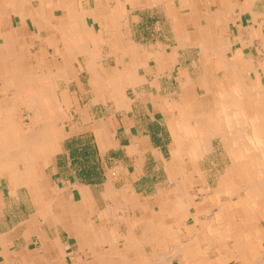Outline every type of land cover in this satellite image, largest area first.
Returning a JSON list of instances; mask_svg holds the SVG:
<instances>
[{
	"label": "crops",
	"instance_id": "crops-1",
	"mask_svg": "<svg viewBox=\"0 0 264 264\" xmlns=\"http://www.w3.org/2000/svg\"><path fill=\"white\" fill-rule=\"evenodd\" d=\"M262 152L264 0H0V264L229 256Z\"/></svg>",
	"mask_w": 264,
	"mask_h": 264
},
{
	"label": "bare ground",
	"instance_id": "bare-ground-1",
	"mask_svg": "<svg viewBox=\"0 0 264 264\" xmlns=\"http://www.w3.org/2000/svg\"><path fill=\"white\" fill-rule=\"evenodd\" d=\"M21 2V1H20ZM118 2V1H117ZM21 15V14H20ZM121 17V16H120ZM43 21V20H42ZM48 22V21H47ZM45 23V22H44ZM72 24V23H71ZM69 34V33H68ZM66 35V34H65ZM71 35V33H70ZM70 37V36H69ZM178 39V38H177ZM180 39V38H179ZM74 40V39H73ZM72 41V39H71ZM180 41V40H179ZM178 41V42H179ZM182 47V46H181ZM73 48V47H72ZM87 50V49H86ZM85 50V51H86ZM133 56V55H132ZM13 68V67H12ZM89 68V67H88ZM87 69V68H86ZM63 74V73H62ZM136 76V75H135ZM99 79V78H98ZM135 79V78H134ZM58 92V91H57ZM261 92V91H260ZM8 94V93H7ZM55 94V93H54ZM55 97V95H54ZM55 117V116H54ZM59 117V116H58ZM255 117V116H254ZM255 119V118H254ZM251 120V119H250ZM203 122V121H202ZM255 122V121H254ZM34 123V122H33ZM49 123V122H48ZM252 124V123H251ZM42 125V124H41ZM46 128V127H45ZM30 131V130H29ZM260 132V131H259ZM29 133V132H28ZM33 132H31L32 134ZM37 133V132H36ZM252 135V134H251ZM35 136V135H33ZM254 138V137H253ZM30 139V138H29ZM27 141V140H26ZM197 141V140H196ZM198 143V142H197ZM20 144V143H19ZM18 145V144H17ZM199 145V144H198ZM257 145V144H256ZM261 145V144H260ZM25 146V145H24ZM198 147V146H197ZM249 147V146H248ZM199 149V148H198ZM252 149V148H251ZM200 150V149H199ZM248 150V149H247ZM250 152V151H249ZM6 153V152H5ZM241 153V151H240ZM18 154V153H17ZM247 154V153H246ZM253 155V153H252ZM256 155V154H255ZM254 155V156H255ZM23 156V155H22ZM191 156V155H190ZM262 156H264V152H262ZM257 157V155L255 156ZM257 159H260V158H257ZM20 161V160H19ZM261 161V160H260ZM253 165H254V168H255V172H249L250 175L248 177V181H247V184H248V188L247 191V196H249L251 199L250 201H248L246 204V200H242L240 201L239 198H236L235 201H233V204L231 202V205H234L235 206V209L238 211V213L241 215L242 218L245 219L244 222H241L239 221V224H234L233 225V229L231 234H230V245L228 246L227 244L226 245H223L221 244V246H219L221 248V250H224V249H228L229 250V256H225L223 254L222 251H218L217 253V259L213 262H208V264H227L228 263V257L232 260V259H240L242 258V253L247 249V247H250L252 248V251H257L258 248H262V243H264V162H261L259 163L256 158L253 160ZM260 174V178L259 177H256L255 174ZM254 174V175H253ZM238 195V194H237ZM231 196V195H230ZM176 198V197H175ZM184 199V198H183ZM262 199V201H261ZM223 202V201H222ZM250 204V206L248 208H250L251 210H249L250 212L246 213L245 210H247V204ZM225 204L224 202L223 203H220L217 207L219 209V211L221 212L220 213V216L224 217L225 214H222L225 210ZM216 206V205H215ZM233 206V208H234ZM246 206V207H245ZM256 206H260L257 210L258 211H252L253 208L255 209ZM262 206V207H261ZM228 207V206H227ZM226 207V208H227ZM241 210V211H240ZM245 213V214H243ZM239 220V219H238ZM243 221V220H242ZM226 225V224H225ZM218 226V225H217ZM229 226V225H228ZM224 228V227H223ZM220 231V230H219ZM230 231V230H229ZM146 232V231H145ZM144 232V233H145ZM213 232V231H212ZM148 233V232H147ZM143 234V235H148V234ZM150 235V234H149ZM148 235V236H149ZM211 235H213L211 233ZM145 237V236H144ZM147 237V236H146ZM145 237V238H146ZM152 237V236H151ZM143 238V237H142ZM149 237H147L148 239ZM209 238V237H208ZM214 238V237H213ZM216 238V237H215ZM207 239V238H206ZM149 241V240H148ZM218 241V240H217ZM212 243V241H210ZM209 242V243H210ZM219 242V241H218ZM218 242H216L218 244ZM224 242V241H223ZM131 243V242H130ZM208 243V244H209ZM220 243V242H219ZM225 243V242H224ZM207 244V243H206ZM214 244V243H213ZM143 247V246H142ZM182 247V246H181ZM215 247V246H214ZM218 247V246H217ZM135 248V249H134ZM145 248V247H144ZM153 249V248H152ZM143 250V249H142ZM142 250H141V247L135 243V245H133V243L129 244V247H128V250H127V254L128 252L130 253H134L135 255L137 254V256H140V260L141 261L142 259H145V260H142V261H148V262H142L143 264H152V259L150 260V258L148 257H145L144 255L142 256ZM155 250V249H154ZM227 250V251H228ZM144 251V250H143ZM157 251V250H156ZM159 251V250H158ZM157 251V252H158ZM176 251V250H175ZM156 252V253H157ZM183 252V251H182ZM259 252V251H257ZM256 252V253H257ZM264 252V251H261V253ZM124 253V252H123ZM151 253V251H150ZM156 253L153 252L152 253V257L154 260V263L153 264H156V262H159L161 261L162 264H164V260L162 261L163 257L160 258L156 256ZM215 253V252H214ZM109 254V253H108ZM116 255V253L114 254ZM119 255V254H118ZM117 255V256H118ZM121 256V255H120ZM125 256V255H124ZM248 256V255H247ZM109 257V256H108ZM110 257H112V255H110ZM109 257V258H110ZM116 257V256H115ZM122 257V256H121ZM124 259L120 262H116L117 259L115 260H111L112 262L109 263V264H124V260H125V257H123ZM101 259V258H100ZM104 259V258H103ZM113 259V258H112ZM164 259H167V258H164ZM254 259H257V258H254ZM253 259V260H254ZM242 260V259H240ZM246 260V258H245ZM105 261V260H104ZM108 261V260H107ZM133 261V260H132ZM166 261L165 260V264H166ZM230 261V260H229ZM238 261V260H237ZM251 261V260H250ZM256 261V260H254ZM136 262V261H135ZM134 262V263H135ZM242 262V261H241ZM257 262V261H256ZM259 262H264V256L260 255L259 259H258V263ZM103 262H101L102 264ZM126 263V262H125ZM132 263V262H131ZM130 263V264H131ZM160 263V262H159ZM158 263V264H159ZM250 263V262H249ZM137 264V263H136ZM161 264V263H160ZM254 264H257V263H254Z\"/></svg>",
	"mask_w": 264,
	"mask_h": 264
},
{
	"label": "rangeland",
	"instance_id": "rangeland-1",
	"mask_svg": "<svg viewBox=\"0 0 264 264\" xmlns=\"http://www.w3.org/2000/svg\"><path fill=\"white\" fill-rule=\"evenodd\" d=\"M258 177H260V174L258 175ZM248 185V184H247ZM246 183H238V193H239V195H234V193L235 192H233V196L232 197H229V202L231 201L232 202V204H233V201H235L236 200V198H239V200L240 201H242V200H246V202H245V204L248 202V201H250V197L249 196H247V193H248V191H246V189H244L246 186ZM237 193V194H238ZM227 196H222V195H219L218 197H214V198H212V199H209L208 200V202H210L211 204L212 203H217V206L220 204V203H223L224 202V198H226ZM223 201V202H222ZM261 201H262V199H261ZM224 205V204H223ZM220 206V205H219ZM233 206L234 205H230V203H229V209H230V211H231V213H232V215H231V217H232V222L233 223H236V224H239V221H241V222H243V221H245V219L244 218H242L241 217V215L238 213V211L235 209V206H234V208H233ZM247 208L250 206V204L248 203L247 205ZM245 206V207H246ZM251 207V206H250ZM260 206H256L255 207V209L253 208V210L252 211H258L257 209L259 208ZM262 207V206H261ZM262 208H264V207H262ZM249 210H251L250 208H248L247 210H245V212L246 213H248V212H250ZM241 211V210H240ZM243 214H245V213H243ZM239 219V220H238ZM243 220V221H242ZM165 233V232H164ZM144 234H146V232L144 233ZM148 234V233H147ZM150 234V235H149ZM148 235H142L141 236V241H139V242H141V243H148V244H150L152 241L153 242H160V243H162V244H164L165 243V241H167V240H165V234H163V233H161V232H159V231H152V232H150ZM147 236V237H149L148 239H147V237L145 238V237ZM152 236V237H151ZM143 237V238H142ZM167 237V236H166ZM149 240V241H148ZM146 243L145 244H143V245H141L140 247H141V250H142V256L144 255L145 257H149L148 255H146L147 254V252H146V250H145V248L144 247H146L147 245H146ZM160 243H154L155 245L154 246H152V248H153V252H157L158 250L160 251V250H163V251H165L164 250V247L162 246L161 247V245L162 244H160ZM143 246V247H142ZM161 248V249H160ZM155 249V250H154ZM127 250H128V248H126V253H125V260H124V264H130L131 262V264H143L142 262H148V261H142V260H145V259H142L141 261H139L141 258H140V256H135V254H133L134 255V260L133 261H130V260H128L127 259ZM157 250V251H156ZM159 251L156 253V256L157 257H159L158 255H159ZM257 251H259V252H257ZM257 251H252V248H251V246L250 247H247V249L242 253L243 255L245 254V253H248L249 255L247 256L248 258H250L249 260H244V261H242V262H236L237 260L236 259H234V261L235 262H228L227 264H254V263H257V264H264V262H259L258 263V259H259V257H260V255H262V256H264V252H262L261 253V251H264V243H262V248H258V250ZM257 252V253H256ZM164 258H166L165 256L163 257V259H162V261L164 260V264H165V260H167V259H164ZM254 258H257V259H254ZM256 260V261H254V260ZM251 260V261H250ZM136 261V262H135ZM126 262V263H125ZM135 262V263H134ZM161 264H162V262L161 261H159ZM159 262H156V264L157 263H159ZM250 262V263H249ZM159 263V264H160ZM166 264H167V261H166ZM204 264H208V262H204Z\"/></svg>",
	"mask_w": 264,
	"mask_h": 264
}]
</instances>
